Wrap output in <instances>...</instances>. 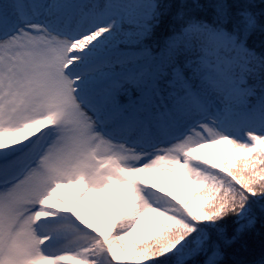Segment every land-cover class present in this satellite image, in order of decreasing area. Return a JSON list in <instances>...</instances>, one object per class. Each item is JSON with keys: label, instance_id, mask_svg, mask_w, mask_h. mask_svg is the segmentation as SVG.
Wrapping results in <instances>:
<instances>
[{"label": "snow or ice", "instance_id": "obj_1", "mask_svg": "<svg viewBox=\"0 0 264 264\" xmlns=\"http://www.w3.org/2000/svg\"><path fill=\"white\" fill-rule=\"evenodd\" d=\"M69 262L264 264V0H0V264Z\"/></svg>", "mask_w": 264, "mask_h": 264}, {"label": "rangeland", "instance_id": "obj_2", "mask_svg": "<svg viewBox=\"0 0 264 264\" xmlns=\"http://www.w3.org/2000/svg\"><path fill=\"white\" fill-rule=\"evenodd\" d=\"M198 154L206 159H211L217 166L220 165L221 160H224L227 165L232 164V160L230 158L225 159V157H231L233 155L232 150L227 145H210L206 148L199 149ZM160 181H162V185L157 181H150L149 183H157L158 186L164 187L167 191H170L174 196H176L178 200H187L189 206L195 211H199L196 207L198 203L207 202V199L201 201L200 197H192L191 193L196 189L189 184L183 173L179 170H177L176 174L171 177L166 173H160ZM126 187L127 186L125 185L116 186L113 184L107 190L110 198L114 201L115 206L118 207L121 202ZM78 188L79 185L75 184L67 187H61L58 189V194L62 196L71 207L72 198L75 196ZM90 196L91 198H89ZM76 208L90 222L98 220L101 230H104L108 213L115 211L113 204H110L108 200L104 198L103 193L98 192H85L80 202L76 205ZM134 238H137L135 232L125 239ZM69 264H71V262H69Z\"/></svg>", "mask_w": 264, "mask_h": 264}, {"label": "bare ground", "instance_id": "obj_3", "mask_svg": "<svg viewBox=\"0 0 264 264\" xmlns=\"http://www.w3.org/2000/svg\"><path fill=\"white\" fill-rule=\"evenodd\" d=\"M89 198H91V196H90ZM81 203H82V202H81ZM80 206H81V204H80Z\"/></svg>", "mask_w": 264, "mask_h": 264}, {"label": "trees", "instance_id": "obj_4", "mask_svg": "<svg viewBox=\"0 0 264 264\" xmlns=\"http://www.w3.org/2000/svg\"><path fill=\"white\" fill-rule=\"evenodd\" d=\"M257 227H259V225Z\"/></svg>", "mask_w": 264, "mask_h": 264}]
</instances>
